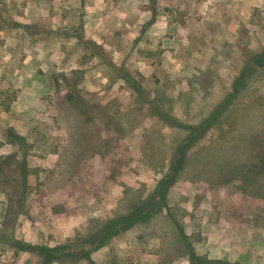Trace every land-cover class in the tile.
<instances>
[{
	"label": "rangeland",
	"instance_id": "obj_1",
	"mask_svg": "<svg viewBox=\"0 0 264 264\" xmlns=\"http://www.w3.org/2000/svg\"><path fill=\"white\" fill-rule=\"evenodd\" d=\"M262 55L264 0H0V264H264Z\"/></svg>",
	"mask_w": 264,
	"mask_h": 264
},
{
	"label": "trees",
	"instance_id": "obj_2",
	"mask_svg": "<svg viewBox=\"0 0 264 264\" xmlns=\"http://www.w3.org/2000/svg\"><path fill=\"white\" fill-rule=\"evenodd\" d=\"M264 59V56L262 57ZM258 58V59H260ZM253 64H262V61H259L255 59V56H252ZM256 70V67L253 70H250L247 66L245 67L241 77H239L238 80H240V83H243L246 81V77L251 75V73ZM246 75V76H245ZM229 102L225 103L224 105L227 106ZM222 110H218L216 113L212 114V118H207L203 121H201L197 125L193 124H178L181 127L185 128L187 130V134L185 135L184 139L181 140L178 143L177 150L175 152V162L172 166L173 174L171 176H166L165 178L161 179L158 183L157 191L152 193L149 197L146 199L141 200L140 202L136 203L129 211L123 214H119L117 216H114L112 218H109L101 223V225L95 229L91 230L83 241V252H76L72 250H68L63 255L66 257H71L78 259L79 257H87L89 255V252L94 249H98L99 247H102L107 244V242L112 239L114 236L119 235L120 233L127 231L132 226H134L137 223L146 222L148 221L153 214L162 207L163 202L166 199V195L168 193L169 186L174 182L175 180V173L179 171V169L182 167L183 163L185 162V154L187 149L191 146V144L196 141L200 136H202L208 128L214 124V122L217 120V118L220 117L222 114ZM161 116V115H160ZM25 167V166H24ZM26 173V171H25ZM26 185V181L24 180L22 182V185ZM25 188H23V191H20L24 193ZM157 193L160 194V196H157ZM163 201V202H162ZM88 245L90 248H88ZM191 258L192 261L194 259H199L197 255L191 251ZM63 255H60L59 257H64Z\"/></svg>",
	"mask_w": 264,
	"mask_h": 264
}]
</instances>
